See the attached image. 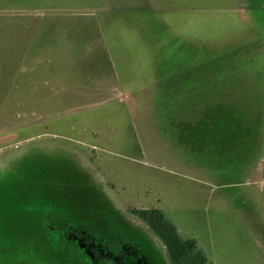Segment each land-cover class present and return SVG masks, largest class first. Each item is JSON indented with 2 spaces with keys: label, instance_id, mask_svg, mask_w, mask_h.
Returning a JSON list of instances; mask_svg holds the SVG:
<instances>
[{
  "label": "rangeland",
  "instance_id": "obj_1",
  "mask_svg": "<svg viewBox=\"0 0 264 264\" xmlns=\"http://www.w3.org/2000/svg\"><path fill=\"white\" fill-rule=\"evenodd\" d=\"M132 209L264 264V0H0V264H168Z\"/></svg>",
  "mask_w": 264,
  "mask_h": 264
},
{
  "label": "trees",
  "instance_id": "obj_2",
  "mask_svg": "<svg viewBox=\"0 0 264 264\" xmlns=\"http://www.w3.org/2000/svg\"><path fill=\"white\" fill-rule=\"evenodd\" d=\"M132 217L143 223L162 244L168 264H208L195 239H183L175 224L158 209H132Z\"/></svg>",
  "mask_w": 264,
  "mask_h": 264
},
{
  "label": "crops",
  "instance_id": "obj_3",
  "mask_svg": "<svg viewBox=\"0 0 264 264\" xmlns=\"http://www.w3.org/2000/svg\"><path fill=\"white\" fill-rule=\"evenodd\" d=\"M205 94H207V93H205Z\"/></svg>",
  "mask_w": 264,
  "mask_h": 264
}]
</instances>
